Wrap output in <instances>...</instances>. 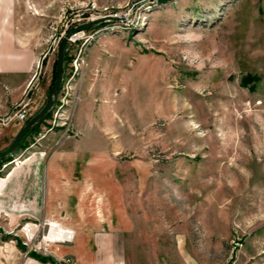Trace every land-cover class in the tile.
I'll return each mask as SVG.
<instances>
[{
  "label": "rangeland",
  "instance_id": "374dc122",
  "mask_svg": "<svg viewBox=\"0 0 264 264\" xmlns=\"http://www.w3.org/2000/svg\"><path fill=\"white\" fill-rule=\"evenodd\" d=\"M10 2L3 1L6 19ZM12 6L6 21L13 45L34 48L36 56L21 96L0 114V149L44 105L67 30L119 16L75 30L65 42L62 81L76 54L84 59L74 76L73 122L86 80L100 131L99 145L82 156H100L97 171L105 179L95 195L58 199L59 207L68 206L60 217L70 221L65 210L76 209L80 218L73 219L89 226L115 210L122 256L114 264H264V0H14ZM247 72L260 75L254 88L240 82ZM22 99L27 114L18 118L13 103ZM50 113L0 162V178L44 171L59 142L49 134L33 139ZM37 199L0 195V257L11 258L15 245L22 255L35 250L72 264L69 254L54 255L72 241L73 229L69 240L46 242L47 222L60 220L41 216L43 196Z\"/></svg>",
  "mask_w": 264,
  "mask_h": 264
},
{
  "label": "crops",
  "instance_id": "0c3cea01",
  "mask_svg": "<svg viewBox=\"0 0 264 264\" xmlns=\"http://www.w3.org/2000/svg\"><path fill=\"white\" fill-rule=\"evenodd\" d=\"M3 1L0 0V106H5V109L0 110L1 115H5L4 112L10 110L11 102L21 96L26 86V81L30 77L28 72L32 61L36 56L34 48H20L13 45L12 34L6 20H10L14 0H10V11L8 12L7 19V15L4 13ZM12 73L16 75L14 76ZM90 90L88 81H82L79 88L82 94L80 93V100L75 110V124L80 134L77 137L59 141L55 151L44 160L45 167L43 172L38 171V167H36L27 178L17 175L15 172L9 174V177H6V174L4 178H0V195L14 196L26 194L33 196V202L36 203L39 202L37 197L43 196L40 211L41 216H53L60 220V224L68 226L64 227L56 220L50 219L47 222L50 226L44 237L48 243L60 241L61 239L65 240L68 234L71 235L73 229L72 241L58 245L59 254L54 255L55 258L69 254L72 257V264H114L122 256V248L120 247L122 234L120 231L114 230L118 228L114 223L117 215L116 211L111 209L108 212L106 211L104 222L102 223L99 222V215H96L94 223L89 226H93L98 230L89 231L86 230L89 226L80 224L77 219H73L74 217L80 218L77 215L78 211L76 209L75 211L69 210L71 211L69 213L68 210H65L70 221L64 219L66 217H60L63 208L65 209L68 206L60 204L59 207L56 202L58 199L62 200L63 197L67 196H91L96 191L94 190V186L99 185L101 178H104V175L102 177L97 171L99 170L101 161L100 156L94 155L87 158H83L82 156L83 151L90 152V147L94 144L99 145L98 138L100 131L94 125L90 110L91 106L87 101L91 92ZM6 93L9 94L10 99L4 96ZM21 124L19 122V125L14 130V134L18 131ZM30 159L31 157H28L22 163ZM35 164H41L40 157H37ZM27 179L31 181L32 187L26 190L24 187L26 185L25 180ZM88 180L90 183L83 182ZM84 183L90 184V188H83ZM9 187L11 188L10 191ZM52 229H58L64 235L58 234L59 236L57 235L52 238L49 236ZM10 250L11 258L8 257L4 260L0 257V264H57L49 260L41 261L29 255H22L15 245H12Z\"/></svg>",
  "mask_w": 264,
  "mask_h": 264
},
{
  "label": "built area",
  "instance_id": "2783aa9c",
  "mask_svg": "<svg viewBox=\"0 0 264 264\" xmlns=\"http://www.w3.org/2000/svg\"><path fill=\"white\" fill-rule=\"evenodd\" d=\"M75 33H73V35H75ZM73 39H75V37ZM79 53L74 57L71 63L72 67L69 68L68 75L62 81L60 93L51 108L49 118L46 119V123L42 124L38 134L34 135V143L37 140L43 139L46 135L48 136V134L52 136L54 144H57L63 139L77 137L80 134L78 128L73 122L74 107L77 99H79L78 93L75 94L74 90V76L79 67L84 64V59ZM27 104L28 101H25L24 99L13 103V107L15 109L17 108L15 114L18 118H24L26 116ZM54 135L56 137H54ZM70 238L71 235H69L65 240H69Z\"/></svg>",
  "mask_w": 264,
  "mask_h": 264
},
{
  "label": "water",
  "instance_id": "95a60500",
  "mask_svg": "<svg viewBox=\"0 0 264 264\" xmlns=\"http://www.w3.org/2000/svg\"><path fill=\"white\" fill-rule=\"evenodd\" d=\"M171 0H155V2L159 5L167 3ZM119 16L115 14H106L94 19H91L89 21L85 22H79L74 24L72 27H70L65 35L61 38L59 47H58V54H57V59H56V65H55V75H54V80L51 83L49 89H48V94L46 101L44 105L42 106L41 109H39L36 113H34L16 132L14 135L13 139L11 142L0 149V158L5 157L6 155L12 153V151L20 144L23 136L25 133L32 127L34 126L37 122H39L52 108L56 98H57V93L59 91L61 82H62V75H63V62H64V46L67 38L69 35L74 32L75 30L78 29H84L91 27L99 22L105 21V20H110V19H117ZM43 54L39 57L38 59V64H41V60L43 57Z\"/></svg>",
  "mask_w": 264,
  "mask_h": 264
},
{
  "label": "trees",
  "instance_id": "16d2710c",
  "mask_svg": "<svg viewBox=\"0 0 264 264\" xmlns=\"http://www.w3.org/2000/svg\"><path fill=\"white\" fill-rule=\"evenodd\" d=\"M65 62H66V55H65V53H64L63 69H64V64H65ZM54 75H55V67H54V70H53V73H52L51 83H52V81L54 80ZM259 79H260V75H259V74H257V73H250V72H247V73H245L244 75H242L240 82H241L242 85H245V86H247V87H249V88H254L255 85H256V82H257ZM51 83H50V84H51ZM50 84H49V86H50ZM48 114H49V112H48L44 117H46ZM38 123H39V122H37V123H36L34 126H32L30 129L37 128ZM30 129H29V130H30ZM29 130H28V131H29ZM28 131H27L25 134H27ZM11 154H12V153H10V154L6 155L5 157L1 158L0 162H6L7 160L11 159V157H10ZM28 255H31V256H33V257H35V258H37L38 260H41V261H47V260H49V261H51V262H53V263H57V264H58V261L55 260V259H54L53 257H51L50 255H44V254L39 253V252H37V251H35V250H30V251H28Z\"/></svg>",
  "mask_w": 264,
  "mask_h": 264
},
{
  "label": "bare ground",
  "instance_id": "6f19581e",
  "mask_svg": "<svg viewBox=\"0 0 264 264\" xmlns=\"http://www.w3.org/2000/svg\"><path fill=\"white\" fill-rule=\"evenodd\" d=\"M80 35H82V34L79 33V34H78V37H79ZM61 84H62V82H61ZM60 86H61V85H60ZM16 160H17V159H16ZM18 162H22V161L18 160ZM10 163H13V162H10ZM58 234H59V235H64V233L61 232V231H59L58 229H52L51 232H50V234H49V236L53 238V237L57 236ZM66 234H67V233H66ZM59 235H58V236H59ZM69 235H70V234H68L66 237H68ZM66 237H65V238H66Z\"/></svg>",
  "mask_w": 264,
  "mask_h": 264
}]
</instances>
